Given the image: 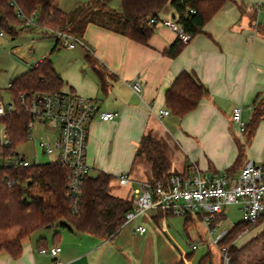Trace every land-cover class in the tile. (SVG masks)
Here are the masks:
<instances>
[{
	"label": "crops",
	"instance_id": "crops-1",
	"mask_svg": "<svg viewBox=\"0 0 264 264\" xmlns=\"http://www.w3.org/2000/svg\"><path fill=\"white\" fill-rule=\"evenodd\" d=\"M88 1L59 0L58 5L69 12L77 3ZM115 1L110 0V4ZM172 15L175 18L167 4L158 18ZM263 33L264 0L225 2L174 57L165 51L176 37L164 26H155L141 44L88 23L80 44L72 49L64 46L69 52L63 61L58 57L50 61L62 81L60 89L92 98L99 110L116 114L112 121L94 117L88 126L89 174H110V193L129 199L135 190H141L142 183L152 179L150 162L135 155L143 135L160 141L170 162L169 171L181 172L192 163L207 176L225 172L237 156V140H242L231 121L232 108H241V119L246 123L255 98L264 96ZM53 37L52 50L61 44ZM87 55L93 64L86 60ZM94 67L103 72L105 90L99 88ZM182 71L191 72L207 94L182 118L169 112L162 115L159 111L167 110L164 94ZM134 81L139 84L138 93L132 89ZM246 161L257 166L264 161V120L258 123L233 177ZM123 173L129 177L125 185L117 180ZM139 225L145 228L142 234L135 231ZM160 228L159 216L153 211L122 225L110 239L43 227L22 239L17 257L0 252V264H176L183 256L178 259ZM52 246L60 248L54 258L39 252Z\"/></svg>",
	"mask_w": 264,
	"mask_h": 264
},
{
	"label": "trees",
	"instance_id": "trees-1",
	"mask_svg": "<svg viewBox=\"0 0 264 264\" xmlns=\"http://www.w3.org/2000/svg\"><path fill=\"white\" fill-rule=\"evenodd\" d=\"M227 1L231 0H117V7H112L110 0H90L77 3L69 12H64L59 8V0H0V31L4 30L14 37L29 27L24 25V19L33 13L36 24L34 27L47 33H50L49 30H59L80 38L85 26L93 23L144 44L155 28L149 19L158 17L165 5L171 7L182 29L192 37L202 31L203 25ZM183 45L176 39L165 53L174 57ZM86 60L93 64L90 56L87 55ZM94 71L99 88L105 90L107 85L103 72L95 67ZM61 86L62 81L54 71L48 56L9 83L8 90L15 108L0 115V125L8 140L7 144H0V152L8 156L15 151L16 146L27 140L28 117L17 102L18 94L55 92ZM206 94V88L191 72L182 71L167 88L164 101L169 113L182 118L192 111ZM261 120H264V96L253 101L242 140H237L235 161L225 170L229 176H233V170L241 165L246 146ZM135 155H143L150 162V183L160 179L169 170L170 162L162 150L160 141L149 135L140 138ZM260 167L264 173V161ZM67 176L68 170L55 163L16 169L0 167V233L16 230L12 239L0 241V252L17 257L23 238L45 226L53 227L59 220L63 222L58 226L71 232L86 233L100 239H110L116 234L124 223L125 213L131 208V200L110 193L112 176L103 171L86 175L76 209L70 207L67 198ZM8 181L13 182L10 187L7 186ZM34 185L50 194L53 203L46 202L41 196L30 195L29 189ZM157 215L159 216L158 213ZM190 219L192 218L189 215L185 216L183 225L189 224ZM259 223L260 221L250 226L238 222L220 240L219 246L225 247L229 258L226 264H264V255L251 261L242 260L244 252L256 242L261 244V251L264 253V226L242 246L237 247L235 244L240 232ZM206 263L211 264L209 249L198 262ZM176 264H184L182 258ZM220 264H223L222 259Z\"/></svg>",
	"mask_w": 264,
	"mask_h": 264
},
{
	"label": "built area",
	"instance_id": "built-area-1",
	"mask_svg": "<svg viewBox=\"0 0 264 264\" xmlns=\"http://www.w3.org/2000/svg\"><path fill=\"white\" fill-rule=\"evenodd\" d=\"M33 18L32 13L30 17L24 19V25L35 26ZM149 22L155 26L168 28L182 44H186L191 39L176 18L152 17ZM49 32L68 49L80 44L78 37L66 32L59 30H49ZM2 35L0 31V36ZM131 86L133 91L137 93L140 91L137 81ZM17 102L28 117L26 139L33 138L32 132L35 126L43 128L45 134L37 141L33 139L34 145L41 154L53 158L48 163L58 164L68 170L67 198L70 207L76 209L80 201L83 178L90 171V166L86 162L88 126L94 117L101 121H112L116 114L99 110L92 98L63 89L55 92H22L18 94ZM14 108L12 101L7 106L0 101V115ZM159 113L165 115L168 111L160 110ZM231 121L236 125L237 134L242 137L245 123L241 119L239 106L232 108ZM2 131L4 138L0 144L3 145L7 144L8 140L3 127ZM38 164L18 155L15 151L8 156L0 152V167L16 169ZM117 180L125 185L129 177L123 173ZM12 184L13 182H7L8 187ZM129 199L131 208L124 215L123 225L147 211L159 214V223L163 229L168 216L198 217L211 237V241L206 242V245L213 244L217 247L223 264H226L229 258L225 247H220L219 242L234 226L233 224L228 229H220L225 218L226 206L239 205L240 222L254 226L260 221L259 225L264 226V177L261 167L252 161H246L236 177L229 176L226 172L207 176L201 174L192 163L181 172L168 170L160 179L152 183H142L141 190H135ZM135 231L142 234L145 228L139 225ZM247 232L248 229H244L237 235V239ZM191 249H196V246L191 245ZM39 252L54 258L60 252V248L58 246L40 248ZM182 261L184 264L188 263L184 256ZM53 264L59 263L54 261Z\"/></svg>",
	"mask_w": 264,
	"mask_h": 264
},
{
	"label": "rangeland",
	"instance_id": "rangeland-1",
	"mask_svg": "<svg viewBox=\"0 0 264 264\" xmlns=\"http://www.w3.org/2000/svg\"><path fill=\"white\" fill-rule=\"evenodd\" d=\"M111 3V2H110ZM118 2L111 4L112 7H117ZM34 21V18H33ZM35 23V22H34ZM0 36V101L7 106L11 101V95L8 90V84L17 76L27 71L32 67L39 57L48 56L50 60L58 57L61 61L64 59V54L69 52L62 44L56 48L54 46V37L43 29L34 27L33 25L21 30L17 35L11 37L4 30ZM46 33V34H45ZM78 46V44H76ZM51 51V52H50ZM33 138L27 139L15 148L18 155L24 156L31 162L39 164L48 163L52 161V157L41 154L40 150L34 145V140L45 134V130L41 127L35 126L33 129ZM4 138L2 126L0 125V141ZM34 139V140H33ZM261 166V165H260ZM91 175L94 172L90 173ZM264 177V173L262 172ZM30 195L41 196L46 202L52 204L53 198L50 194L41 190L38 185H34L29 189ZM150 212V211H149ZM225 218L220 229H228L231 225L237 224L241 221V211L238 204H231L224 208ZM190 223L183 225V216H168L166 218V226L163 229L169 244L172 246L178 259L180 255L187 258V264H198L199 259L208 251L211 252V264H220L221 254L217 247L213 244L206 245V242L211 241L203 222L198 218L191 216ZM59 220L54 224L52 230L60 228ZM248 232L243 237L236 239V246H242L249 241L253 236L257 235L262 227L257 225L253 228H247ZM16 230H10L0 233V241L11 239L10 234ZM14 236H12L13 238ZM191 245H195L196 249L192 250ZM261 251V244L256 242L252 247L244 252L242 255L243 261H251L256 257L263 256ZM208 264V263H206Z\"/></svg>",
	"mask_w": 264,
	"mask_h": 264
},
{
	"label": "water",
	"instance_id": "water-1",
	"mask_svg": "<svg viewBox=\"0 0 264 264\" xmlns=\"http://www.w3.org/2000/svg\"><path fill=\"white\" fill-rule=\"evenodd\" d=\"M171 17L173 18V15ZM45 227H49V226H45Z\"/></svg>",
	"mask_w": 264,
	"mask_h": 264
}]
</instances>
